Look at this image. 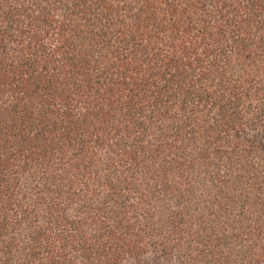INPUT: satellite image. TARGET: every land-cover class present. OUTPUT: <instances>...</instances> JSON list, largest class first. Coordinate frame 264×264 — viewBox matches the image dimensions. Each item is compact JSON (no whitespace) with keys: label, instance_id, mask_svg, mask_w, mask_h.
I'll use <instances>...</instances> for the list:
<instances>
[{"label":"trees","instance_id":"obj_1","mask_svg":"<svg viewBox=\"0 0 264 264\" xmlns=\"http://www.w3.org/2000/svg\"><path fill=\"white\" fill-rule=\"evenodd\" d=\"M0 264H264V0H0Z\"/></svg>","mask_w":264,"mask_h":264}]
</instances>
